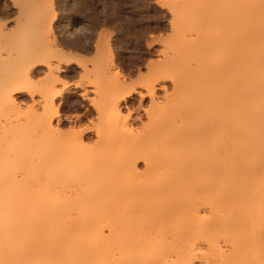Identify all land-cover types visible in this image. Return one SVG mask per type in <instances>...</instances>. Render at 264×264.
Instances as JSON below:
<instances>
[{
    "label": "bare ground",
    "instance_id": "6f19581e",
    "mask_svg": "<svg viewBox=\"0 0 264 264\" xmlns=\"http://www.w3.org/2000/svg\"><path fill=\"white\" fill-rule=\"evenodd\" d=\"M34 1L0 22V264H264V0H160L173 37L141 83L103 49L79 85L93 140L60 127L63 73L90 69Z\"/></svg>",
    "mask_w": 264,
    "mask_h": 264
},
{
    "label": "rangeland",
    "instance_id": "374dc122",
    "mask_svg": "<svg viewBox=\"0 0 264 264\" xmlns=\"http://www.w3.org/2000/svg\"><path fill=\"white\" fill-rule=\"evenodd\" d=\"M16 1L0 0V22L13 30L7 31L9 39L16 36V19L20 15V0ZM25 1L29 7L35 2ZM161 5L160 0H54L53 32L50 33L53 42L68 56L87 63L90 69L87 72L82 66L74 64L62 75L64 84L69 86V92L57 101L63 132L83 131L87 140L95 138V111L89 102L81 99L78 91L79 85L94 79L92 63L98 57L99 50L104 49L107 53L111 50L115 63L112 72L126 81V88L138 86L145 78V66L156 58V52L173 37L170 31L171 12ZM39 68L33 77L36 84H41L48 74L46 67ZM30 96L28 93L18 94V105L23 109L31 105ZM139 99L137 95L129 99L130 108L138 106ZM147 104L146 99L143 105Z\"/></svg>",
    "mask_w": 264,
    "mask_h": 264
}]
</instances>
